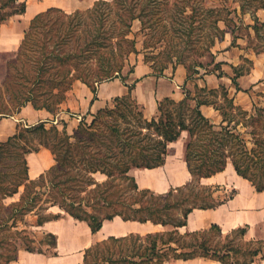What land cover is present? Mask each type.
Wrapping results in <instances>:
<instances>
[{
    "label": "trees",
    "instance_id": "obj_1",
    "mask_svg": "<svg viewBox=\"0 0 264 264\" xmlns=\"http://www.w3.org/2000/svg\"><path fill=\"white\" fill-rule=\"evenodd\" d=\"M185 1L190 7L184 4V0H101L86 11L67 14L53 8L37 15L25 33L17 55L9 63L7 76L0 86V119L18 114L29 104L38 110L46 109L55 114L76 82H82L95 91L98 84L120 79L128 58L132 54H140L137 38L133 34L136 22L141 24L145 62L157 76L163 75L169 68V63L175 58L174 48L180 46L185 38H181L184 31L176 27L183 20L191 21V27L197 21V3L202 6L199 10H202L203 16L210 19V24L206 25L209 30L219 32L221 38L225 36L219 26L224 20L221 16L223 8L206 7V0ZM218 2L222 6L227 4L226 0ZM235 2L251 3L249 0ZM189 8L191 16L187 15ZM25 12L26 4L20 3V0H0V25ZM160 30L166 33L165 37L155 39ZM194 37L190 38V32L187 33L188 41L185 44L189 39L193 42ZM208 39L206 52L211 51L216 44L214 38ZM162 42L165 51L158 52V45ZM89 55L95 56L99 69L87 71L81 66L84 62L81 58L85 59ZM164 55L170 60L164 62ZM21 62L29 66L16 72ZM182 64L177 61L173 68ZM133 71L134 66L129 72ZM197 74L199 71L196 70L191 77ZM240 75L237 74V77ZM237 77L234 83L238 87ZM220 89L197 88L195 97L187 94L179 103L167 98L158 104L157 115L152 119L144 116L142 108L131 94L119 97L111 107L100 111L90 124L82 122L73 136L67 132L60 133L56 128L48 130L44 123L19 130L6 143H0V196L13 197L24 188L20 202L11 205L13 210L23 213L24 209L30 211L35 203L31 198L33 190L51 185V188L58 189V196L52 200L53 206H58L75 219L87 222L93 233L102 229L104 221L117 216L124 221L151 222L172 228L147 235L111 237L87 250L84 264H165L198 258L221 264H254L264 257V240H247L248 227L237 228L228 234H224L218 225L185 234L178 230L187 225L188 216L193 210L214 209L234 197L235 191L227 192L226 199L218 201L221 198L214 197V192L219 188L214 189L201 183L202 179L224 172L229 162L237 174L249 180L258 192L264 191V184L260 183L255 174L250 173L249 168L254 157L261 159L257 156L258 151L248 147V141L240 131V124L232 126L237 119L241 123L247 119L249 122H245L243 127L250 126L253 129L249 134L254 146H264V135L258 132L259 125L264 132V105L259 101L254 103L251 112L246 111L235 104L225 87ZM132 90L133 86L130 92ZM259 97L264 98V95ZM132 105L140 107L141 113L130 110ZM169 105L174 107L173 110L167 109ZM204 105L214 106L220 112L223 119L221 125H214L203 115L201 107ZM115 116L128 124L134 120V126L122 128L123 122L118 123L116 118L114 121L117 123L106 122L100 125L99 122ZM184 131L189 133L185 160L192 176L191 182L166 195H157L148 190L139 191L135 179L129 176L130 171L134 168L154 169L163 166L169 144L177 141ZM96 144H102L103 152H89L90 148L93 150L94 146L97 147ZM41 147L52 152L56 164L40 178L30 180L26 156ZM13 149L19 155L15 166H22L18 172L21 175L15 183L9 180L7 166L3 163L5 156L13 153ZM75 170L89 174L85 187L90 188L87 194L92 196L91 201L85 203L84 199L77 200L67 191H61L62 180L59 175L64 171L70 174ZM97 173L105 175L108 180L98 183L92 177ZM118 177L132 181L134 190L146 199L111 198L107 189L112 186L113 179ZM72 179L77 181L75 176ZM3 182L6 183L2 186ZM73 184L83 187L79 182ZM80 189L85 191L84 188ZM186 191H190L188 197L170 204L169 200L175 194H185ZM66 199H70V204H67ZM179 208L182 211L180 218L168 214L169 210ZM58 217L60 215L41 214L38 225ZM50 237L54 242L48 246L52 248L55 240ZM28 250L33 251L30 248Z\"/></svg>",
    "mask_w": 264,
    "mask_h": 264
},
{
    "label": "crops",
    "instance_id": "obj_2",
    "mask_svg": "<svg viewBox=\"0 0 264 264\" xmlns=\"http://www.w3.org/2000/svg\"><path fill=\"white\" fill-rule=\"evenodd\" d=\"M97 1L101 0H20V3L26 4V12L15 15L0 25V56L7 54L14 58L17 55L25 33L37 15L53 8L67 14L86 11L91 9ZM249 1L250 4L236 5L239 22L243 25L236 23L231 28L225 22L220 23L225 36L221 38V41L216 42L210 51L212 58L209 63L212 65L209 68L214 67L215 70H206L208 68L206 66L205 73L199 71V74L189 77L186 67L178 65L176 68L167 69L163 75L157 76L151 66L145 62V56L141 53L142 48L141 50L138 48L140 54L134 55V71L130 74L129 81L113 79L98 84L95 91L78 81L68 92L66 101L55 114L46 109L38 110L29 104L18 114L0 119V143H6L19 130L41 123H44L48 130L57 128L73 135L82 122L90 124L100 111L111 107L116 98L130 94L142 108L144 116L152 119L157 115L158 104L163 100L170 98L179 103L186 98L187 94L195 97L196 94L191 91V85L196 89L207 87L210 90L225 87L230 98L235 100V104L249 112L253 110L254 103L261 101L264 105V98L259 97L264 95V48L259 50L256 49L257 45L253 47V42H264V27H261L264 25V0ZM223 24L225 26H222ZM243 29H246V35L239 34ZM132 58L133 56L130 61ZM218 65L219 67L216 68ZM237 74L241 75L237 77ZM236 77L238 87L234 83ZM3 81L0 69V86ZM132 86L133 90L130 92ZM201 111L214 125L222 124V116L214 106L204 105ZM188 139L189 133L184 131L177 141L169 144L168 156L163 166L154 169L134 168L130 171L129 176L135 179L140 191L148 190L157 195H166L171 190L182 188L191 182L192 176L185 160ZM26 160L30 180L40 178L56 164L52 152L45 147L28 154ZM201 183L204 186L219 187L226 191L230 189L236 194L232 199L214 209L193 210L188 216L187 225L178 229L182 234L208 230L213 225H218L224 234L237 228L248 227L247 236L250 239H262L264 191L258 192L249 180L240 177L231 162L228 163L224 172L202 179ZM223 194L225 192L217 196L222 198ZM15 197L17 194L9 197L13 199L11 203L19 200ZM33 228L43 236H52L55 245L44 251L20 249L14 259L5 264H84L87 250L111 237L121 238L131 234L147 235L172 229L151 222L124 221L117 216L112 220L104 221L102 229L93 233L87 222L75 219L67 213L46 221L42 225L35 224ZM262 263H264V257L254 264ZM165 264L221 263L198 258L188 261H170Z\"/></svg>",
    "mask_w": 264,
    "mask_h": 264
},
{
    "label": "rangeland",
    "instance_id": "obj_3",
    "mask_svg": "<svg viewBox=\"0 0 264 264\" xmlns=\"http://www.w3.org/2000/svg\"><path fill=\"white\" fill-rule=\"evenodd\" d=\"M226 2H227V4H225L226 6H222V5H218L219 4L218 0H206V4H207L206 7L223 8L221 9L222 10L221 16L224 20L221 23L225 22V24L227 23V25L229 27L231 26V28H233L236 25V23L242 24L239 22L240 20L238 19L239 16H238V12L236 9V5L239 3L235 2V0H226ZM184 4L190 7V4L188 5L185 0H184ZM197 4L195 5V7L198 11L197 12L198 16H197V21L195 22V24L192 25L191 27V21L183 20L182 22H180L179 26L176 27V29L184 31V34H182L183 36L181 35V38L183 37L185 38H183V42L180 44V46H177L176 48H174L173 52L175 53L174 54L175 58L171 61V63H169V68H168V69H171L176 64L177 61L179 62L181 61L184 63L182 65L186 67L187 74L189 77L190 75H193V73L196 72V70L201 71L202 73H205L206 71L204 68H206V66H208L206 70H215L214 67H212V69L209 68V66L212 65L209 63L212 58L210 56L211 55L210 53L212 52L210 51L206 52L205 48L208 45V41H209L208 38H214L216 42L221 41L220 33L216 31L212 32V30H209V27L206 26L210 24V21H209L210 19L208 18V16H203L204 13L202 12V10H199L201 9L202 6L199 3ZM191 14L192 12L190 11V8H189L187 15L191 16ZM185 21H187V23ZM222 26H225V25L223 24ZM140 27H141V24L139 22H136L133 25V34L137 38V43H138L137 46L141 50V48H143L144 39H143V36L141 35ZM189 32H190V38L192 36H195L194 37L195 40H193V42H190V39H189V42L185 44V42L188 41V38L186 37H187V33L189 34ZM239 34L246 35V29L241 30ZM165 35L166 33L165 32L161 33V30H160L159 33H157V35L155 36V39H160V37L163 38L165 37ZM167 36L169 37L170 35H167ZM162 44L158 45V52L165 51L164 49L165 44L163 45ZM254 45L255 46L257 45L258 47L256 49H259V50L264 48V42L262 43L253 42V47L255 48ZM141 53H143L142 50H141ZM202 54H204L203 57L201 56ZM134 55H137V54L131 55L133 56L131 61H130L131 56L128 58L125 68L121 73L120 79L124 82L130 80L131 73L129 71L131 67H133ZM178 57L180 59H178ZM14 58L10 57L7 54H3L0 56V69H1L2 76L4 79L7 76L8 65ZM81 60L84 61L81 66L83 68H86L87 71L93 70V68L99 69L100 67V65H97L95 61V56L93 55H89L85 57V59L82 57ZM169 60L170 58H168L167 55L163 56L164 62H167ZM199 64L201 65L199 66ZM28 66L29 65L26 64L25 62H21V64L17 66L18 70L15 69V71L20 72L21 70H24L25 67L27 68ZM220 88L221 87H219L217 90H221ZM191 91L196 94V88L193 87L192 85H191ZM173 108H174L173 106L169 105L167 109L171 111L173 110ZM130 110H133L135 113H141V108L140 107L137 108V106H134V105L130 107ZM115 118L118 120V123L123 122L121 125L122 128L130 127L129 125L134 126V120L131 121V124H128V123H125L119 116L106 118L105 121H101L99 123L100 125H103V124L105 125L106 122L108 124H111L112 122L117 123L116 121H114ZM238 121L239 120L237 119L232 124V126H236L237 123L240 124L239 125L240 131L243 133V137L248 141V147L257 149L258 151L257 156L259 155V157L261 158V159H258V157H254L255 158L254 162L250 163L249 165L250 173L253 175L255 174L256 178L257 177L259 178L260 183L264 184V146H260V145L259 147L254 146L253 144L254 142L252 141V136H250L249 134L250 132H252L253 129L250 126L247 128L243 127L245 125V122H249L247 121V119H244V121L242 122L243 124ZM77 130L74 132V134L77 132ZM57 131L60 133L66 132V131H60L59 129H57ZM258 132L261 135H264L263 128L260 125H259ZM73 135H69V136H73ZM96 145L97 147L94 146L95 147V149H93L94 151L92 150V148H90L89 152L91 153L95 151L103 152L104 149H103L102 144H96ZM15 152L16 151L13 149V153L7 154L5 156V159L3 160L4 165L7 166L6 167L7 173H8L7 176H9V180L13 181L14 183L16 182V180H18L17 177L21 175V174H18V172L22 170V166H17V167L15 166L19 159V155L17 154L18 152L16 153ZM74 176L76 177V180H77L75 182L72 179V177ZM89 177H90L89 174L87 175L84 171H80V170L78 171L75 170V172L73 173L71 172L70 174H67L66 171H64V173H61L59 175V178L62 180L61 181V184H62L61 191L63 190L67 191L71 197H75V199L77 200L84 199L85 203L88 201H91L92 196L90 197L87 194L90 188L87 189L85 187L87 180H89L87 178ZM92 177L98 183H103V182H106V180H108L106 176L100 173L93 174ZM118 178L113 179L112 186L110 185L107 189V193L108 195L110 194L111 198H114V199L121 198L125 200L126 199L129 200L132 198L137 200V199L142 198V195L140 193L139 195L138 191L134 190L135 185L132 181L124 180L120 178L118 179ZM78 182L80 185L81 184L83 185V187L80 185L79 186L81 188H84L85 191H82L80 187H76V185L73 184V183H78ZM5 183L3 182L2 186ZM12 187L13 185H11V188ZM212 188L215 189L219 187H212ZM24 191H25L24 188L20 189V193H18L17 197H15L17 199L19 198L17 202H20L21 195H23ZM224 192L226 194V192L230 193L232 192V190L228 189L226 191V189L219 188L218 190H215L214 197L218 198L219 196L217 195H219V193L221 194ZM225 194L221 195L222 198L218 199V201L223 200V198L226 199ZM188 195H190V191H186L185 194H175L174 198H172L171 201L169 200V202L170 204L173 205L175 204L176 200H183V198L188 197ZM56 196H58V189L51 188V185L50 187H47V188L39 187L33 190V192L31 193V198L34 199L35 203L32 204L33 207H31L30 211H26L24 209L25 212L23 211V213L16 212L15 210H13L11 205L17 202L11 203L13 202L12 198L11 199L9 197L1 198L0 196V264H5L8 260L14 258L18 250L20 249L30 248L33 251L49 250L50 247L48 246V244L53 243L54 242L53 239L50 237V235H46V236L41 235L38 231H36L33 228V226L35 224H38L41 214H45L46 216H58V215H62L63 213H65L58 206H53L52 200H54L53 198H55ZM143 198L146 199L145 197ZM66 200H67V204H70V199H66ZM164 203L166 202H161V204H164ZM180 210H181L180 208L171 209L168 211V214H172L173 216H178L180 218V216L182 215V211ZM262 236H263L262 239H257V240H264V233H262ZM247 240H253V239H250V237L247 236ZM258 263H261V262H258Z\"/></svg>",
    "mask_w": 264,
    "mask_h": 264
}]
</instances>
